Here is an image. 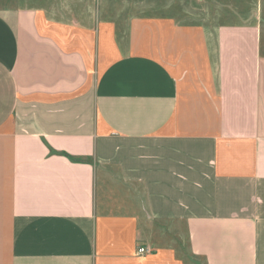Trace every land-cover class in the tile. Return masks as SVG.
Masks as SVG:
<instances>
[{
	"label": "crops",
	"instance_id": "0c3cea01",
	"mask_svg": "<svg viewBox=\"0 0 264 264\" xmlns=\"http://www.w3.org/2000/svg\"><path fill=\"white\" fill-rule=\"evenodd\" d=\"M61 9L0 6V264H183L165 229L133 255L106 170L199 264H264L260 25L217 26L189 51L204 67L174 70Z\"/></svg>",
	"mask_w": 264,
	"mask_h": 264
},
{
	"label": "rangeland",
	"instance_id": "374dc122",
	"mask_svg": "<svg viewBox=\"0 0 264 264\" xmlns=\"http://www.w3.org/2000/svg\"><path fill=\"white\" fill-rule=\"evenodd\" d=\"M4 5H37L55 13L56 18H61L64 10L61 8L66 6L67 13L82 19L110 23L122 55H151L174 70L187 65L202 69L204 58L192 57L189 51H202L200 43L204 34H215L219 25L253 21L260 25L264 40V0H0V6ZM103 173L102 211L125 213L132 218L127 236L135 243L134 256L151 253L149 248L147 252H139L142 241L135 232L150 236L165 229L167 240L173 236L169 242L173 244L175 258L183 264H199L188 251L182 227L178 235L168 225L146 217L140 187L114 182L111 176L117 175L115 171ZM111 196L120 202L115 210Z\"/></svg>",
	"mask_w": 264,
	"mask_h": 264
},
{
	"label": "built area",
	"instance_id": "2783aa9c",
	"mask_svg": "<svg viewBox=\"0 0 264 264\" xmlns=\"http://www.w3.org/2000/svg\"><path fill=\"white\" fill-rule=\"evenodd\" d=\"M148 249L147 248H144V247H140L139 248V252L143 253V252H147Z\"/></svg>",
	"mask_w": 264,
	"mask_h": 264
},
{
	"label": "trees",
	"instance_id": "16d2710c",
	"mask_svg": "<svg viewBox=\"0 0 264 264\" xmlns=\"http://www.w3.org/2000/svg\"><path fill=\"white\" fill-rule=\"evenodd\" d=\"M71 159H74L73 157H70Z\"/></svg>",
	"mask_w": 264,
	"mask_h": 264
}]
</instances>
